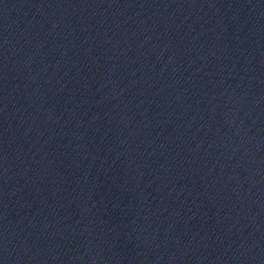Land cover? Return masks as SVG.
<instances>
[{
  "label": "water",
  "instance_id": "1",
  "mask_svg": "<svg viewBox=\"0 0 264 264\" xmlns=\"http://www.w3.org/2000/svg\"><path fill=\"white\" fill-rule=\"evenodd\" d=\"M0 264H264V0H0Z\"/></svg>",
  "mask_w": 264,
  "mask_h": 264
}]
</instances>
